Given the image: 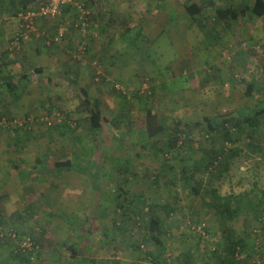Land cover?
Segmentation results:
<instances>
[{"label":"rangeland","instance_id":"obj_1","mask_svg":"<svg viewBox=\"0 0 264 264\" xmlns=\"http://www.w3.org/2000/svg\"><path fill=\"white\" fill-rule=\"evenodd\" d=\"M0 2L7 48L31 50L0 64V229L19 240L44 235L30 264H183L192 248L194 264H214L223 237L207 205L213 191L242 202L232 226L248 245L240 262L253 264L264 247V21L244 9L249 0L88 2L83 31L72 27L74 12L48 19L61 25L55 34L38 28L20 41L18 14L28 5ZM79 88L97 101L102 130L78 111ZM9 101L12 120L2 118ZM147 108L168 133L182 125L180 147L147 138ZM205 118L239 122L228 127L233 142ZM180 163L200 195L181 179ZM15 167L34 175L12 183ZM19 240L0 238V264H21Z\"/></svg>","mask_w":264,"mask_h":264},{"label":"trees","instance_id":"obj_2","mask_svg":"<svg viewBox=\"0 0 264 264\" xmlns=\"http://www.w3.org/2000/svg\"><path fill=\"white\" fill-rule=\"evenodd\" d=\"M32 0H23L22 4H24V7L26 5L29 6L31 4ZM208 4V3H207ZM70 7V6H68ZM88 7V6H87ZM28 8V7H27ZM27 8L21 9V11L26 10ZM66 8V7H65ZM71 8V7H70ZM244 9L249 11L252 16L256 18L263 19L264 21V0H249V4L246 3ZM64 10V9H63ZM226 13L233 14L239 12L238 10H232L231 8L226 9ZM242 12V11H241ZM77 15V14H76ZM50 45H54V42H51ZM24 79L26 78L23 76ZM8 85H12L11 83H8ZM12 87V86H11ZM254 85L251 84L247 87V95L250 97L254 92ZM79 94L81 95V103L78 108V111L81 112H87L89 113V116L87 117V122L89 123L90 127L94 131H100L103 129V117L102 113L99 111L97 101L95 99H92L89 96L88 91L85 88H79ZM263 112V111H262ZM259 112V113H262ZM7 115V116H6ZM6 115H2V118L9 117V120H12V117H10L9 114L6 113ZM1 118V119H2ZM51 122V125L54 126H60L61 124H56L57 118H53ZM205 122L208 124L209 131H215L222 135L224 142L230 143L233 142V139L229 132V125H232L233 123H236L234 119L225 120L222 123H219L215 121V119L212 118H205ZM250 127L254 128L258 124L256 120L253 118L252 121H250ZM54 123V124H53ZM239 124V122H237ZM256 123V124H255ZM66 123H64L65 125ZM182 125L180 123H175L168 133L167 128L160 122L159 117L153 112L151 108L146 109L145 114V129H146V136L148 139H157V138H166L169 141L170 148H176L180 147V141H181V132L180 127ZM0 129H2L0 125ZM217 158L214 157L211 165H214V162ZM179 173L181 174V179L187 182L189 186L192 187V191L195 195L201 194V187L200 185L197 187L194 183L195 175L188 176V170L185 163H180ZM169 168L172 170L174 169L171 164L168 165ZM213 202L207 203L209 207L215 210L216 214L220 217V229L222 232V239H223V245L218 249H215L213 251L214 257L216 260L214 261V264H248L250 258L244 259V262H240L239 255L243 253L247 248L248 245L244 241V239L238 235L235 228L232 226V223L239 217L240 215V206L242 202L240 200H237L235 196H228L227 198L220 196L216 191H213ZM230 200H233L238 204V207L236 209H232V203ZM232 201V202H233ZM170 209H168V214ZM154 220L151 221V223L157 227L163 230V222L159 217L153 218ZM165 233V232H163ZM167 233V232H166ZM165 233V236L167 235ZM36 235V234H35ZM31 240L34 243V247L38 246L39 248H42V240L44 239V235L42 233L37 234L36 236L31 235ZM9 240V239H6ZM196 248H192L188 251H186L183 255V259H181L180 263L183 264H194L195 259V251ZM254 252V250H253ZM34 252H28L25 251L24 253L19 252L14 256V258L19 261L21 264H30L31 258ZM73 255H76L77 252L72 249ZM257 252H255V256L251 258L252 262L257 257ZM264 257V255H262ZM118 264V263H117ZM262 264H264V260L262 261Z\"/></svg>","mask_w":264,"mask_h":264},{"label":"built area","instance_id":"obj_3","mask_svg":"<svg viewBox=\"0 0 264 264\" xmlns=\"http://www.w3.org/2000/svg\"><path fill=\"white\" fill-rule=\"evenodd\" d=\"M100 0H32L26 10L20 11L18 19L21 22L22 33L17 38L20 40H27L30 34L38 33V22L45 19H54L61 16L63 9L70 6L77 14V20L73 24L75 30L83 31L90 24V12L87 9V3L91 2L94 4L99 3ZM63 38V34H60L56 41H60ZM16 45L14 44V47ZM13 47V48H14ZM199 233L204 235L201 227H199ZM206 233V232H205ZM200 236H203L201 235ZM16 232H5L0 229V238L10 239L11 241L19 240ZM20 247L16 250V254L19 252L24 253L25 251L34 252L33 255L38 252L39 247L35 246L30 237H23L20 239ZM258 255L253 261V264H262L264 260V247L257 244L256 248ZM262 258V260L260 259Z\"/></svg>","mask_w":264,"mask_h":264},{"label":"crops","instance_id":"obj_4","mask_svg":"<svg viewBox=\"0 0 264 264\" xmlns=\"http://www.w3.org/2000/svg\"><path fill=\"white\" fill-rule=\"evenodd\" d=\"M22 1L23 0H5V1L2 0L3 3L5 2L8 5H11V7L13 6L14 8L16 7V5H20L22 3ZM212 3H213V0H212V2H210V5H213ZM0 5H2L1 2H0ZM73 13H74V11L72 10V8L66 7V8H64V10L62 12V15L60 17L64 18V21H65V18H67L68 16H70V14H73ZM37 26H38L39 30L43 31V33H45V34H49V36H50L53 33L55 34L60 29L59 27L61 25L58 24V21L56 19L54 21H51V20L49 21L48 19H46V20H40L38 22ZM19 29H20V23L13 24L12 26L8 27V31L11 32V33L18 32ZM1 31L2 30L0 29V47H1V49H0V64L1 63L2 64L3 63H5V64L11 63L12 64L13 61H17V58L15 57L16 54H18V55L19 54L27 55V54L31 53V50H29V48L26 49V50L25 49H23V50L21 49V50H19V51H21L19 53L17 52V50H16V52L15 51L14 52L10 51L9 48H7L8 41L7 42L5 41V39L8 38V37L2 38ZM6 32H7V30H3V33H4L3 35L4 36L6 35ZM35 49H37L38 52L42 51L41 47L40 48H35ZM51 49L52 48L47 47V49H44V50L50 51ZM3 59H7V61L4 62ZM10 59L12 60V62H9ZM18 59H19V57H18ZM3 88L8 89V91L9 90H13V89L15 90V86L8 85V84H6ZM2 94H4V93L2 91H0V96ZM10 103H12V101H9V104H8L9 108L7 109V111L9 110L10 112L8 111L7 114H9V115L11 114L12 115L11 112L12 111L14 112V110L11 108L10 105H12V104H10ZM16 170L18 172H16ZM17 174H18V176H17ZM33 175H30V170L29 169L24 170V168L22 169L21 167L18 168V169L15 167V169H13V171L9 172V174H8V176L11 178V182L12 183H13V181H15V182H18V180L20 181V179H21L20 176H22L23 179H28V178L32 177ZM71 177H73V176L71 175ZM8 184H9V182L7 184H5V185H8ZM4 187H6V186H4ZM10 187L11 186L9 185L7 188H10ZM5 192H9V191H5Z\"/></svg>","mask_w":264,"mask_h":264}]
</instances>
